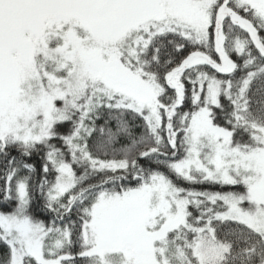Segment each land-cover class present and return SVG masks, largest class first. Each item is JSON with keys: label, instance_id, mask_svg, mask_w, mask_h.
Returning <instances> with one entry per match:
<instances>
[{"label": "snow or ice", "instance_id": "1", "mask_svg": "<svg viewBox=\"0 0 264 264\" xmlns=\"http://www.w3.org/2000/svg\"><path fill=\"white\" fill-rule=\"evenodd\" d=\"M0 264H264V0H0Z\"/></svg>", "mask_w": 264, "mask_h": 264}]
</instances>
